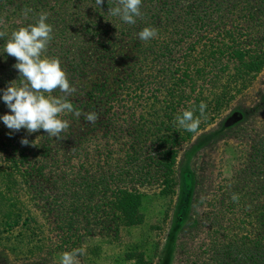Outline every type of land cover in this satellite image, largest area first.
Masks as SVG:
<instances>
[{
  "label": "trees",
  "instance_id": "obj_1",
  "mask_svg": "<svg viewBox=\"0 0 264 264\" xmlns=\"http://www.w3.org/2000/svg\"><path fill=\"white\" fill-rule=\"evenodd\" d=\"M234 1L143 0L142 16L136 24L126 25L107 13L116 0H104L100 9L95 0H0V32L5 33L0 38V49L13 29L47 12L48 22L53 25L47 55L60 59L76 86L74 104L82 112H96L102 118L101 128L105 126L102 137L106 144L102 145L94 139L99 136L87 137L94 130L84 133L80 124L83 117L72 114L63 117L70 121V127L59 139L47 136L42 129L34 133L23 128L12 131L0 122V173L7 174L3 180L9 190L18 185L14 176L20 170L51 175L54 185L66 189L59 205L63 213L59 227L63 231L59 234L62 244L73 247L82 237L79 214L84 202L90 203L87 206L94 219L98 218V226L103 223L99 215L102 206L107 205L108 215L103 218L113 226L110 235L114 238L120 228L142 223V187L161 180L166 190L180 150L228 107L234 78H242V88L239 83L234 88L243 93L249 87L244 85L247 78L252 80L264 68V25H260L257 36L255 14L235 13ZM243 2L244 6L251 3ZM27 9L30 11L26 16ZM146 26L155 28L157 35L147 42L140 41L136 34ZM15 62L7 54L0 56V89L18 79ZM216 68L214 79L210 75ZM233 71L227 87L222 89V76ZM208 79L209 89L205 91L202 86ZM146 91L151 92L148 100H153L154 107L166 97L172 123L156 121L136 128V134L126 135V117L140 119L137 104ZM192 99L194 104L189 106ZM201 101L207 108L198 130L193 133L176 127L175 117L185 108L200 116ZM115 107L122 109L119 118L110 116ZM8 111L0 101V114ZM110 119L117 120L121 127L122 134L113 136L112 143L122 147L120 157L110 150ZM144 129L152 150L156 147V157L151 156L154 151H143ZM25 137L30 141L28 145L21 144ZM153 137L156 139L152 141ZM246 144L242 168L234 171L236 175L229 185L221 186L201 219H194L188 226L192 234L180 245V263L264 264V135ZM92 145L94 154L87 152ZM233 193L239 195L236 202L231 199ZM99 195L101 201L95 204ZM17 218L6 223L19 224Z\"/></svg>",
  "mask_w": 264,
  "mask_h": 264
},
{
  "label": "rangeland",
  "instance_id": "obj_2",
  "mask_svg": "<svg viewBox=\"0 0 264 264\" xmlns=\"http://www.w3.org/2000/svg\"><path fill=\"white\" fill-rule=\"evenodd\" d=\"M243 1H234L237 6L234 11L240 15L255 14L257 26L254 28L258 36L257 30L262 27L260 25H264V0H249L251 3L247 6H244ZM246 9L250 12L246 13ZM261 43L264 44V38ZM217 69L210 75H214V79L218 75ZM233 73L234 71L222 76V89L227 87ZM209 81L210 79L206 80L202 86L205 91L209 89ZM242 81L240 77L234 78L228 94L234 93L227 99L230 101L228 107L221 111L212 124L197 131L191 143L180 150L168 188L164 189L165 185L161 180L142 187L140 212L144 220L138 225L120 228L116 238L110 235L114 233L113 226H110L108 219L103 218V215H108L107 205L102 206L99 215L102 216L103 223L98 226V218L94 219L87 206L90 203L84 202L82 213L79 214V232L82 237L73 247H67L68 245L62 244L59 236L63 232L62 228L59 230L63 217L59 205L66 189L59 187L60 184L54 185L51 175L41 176L29 171L23 173L19 169L20 173L14 176L18 185L11 186L10 191L3 180L7 174L1 172L0 264H59V257L63 252L76 248L85 250L84 255L79 257V264H182L178 252L182 250L180 245L186 241L185 237L192 234L188 231V226L194 219H201L210 200L222 190L221 186L229 185L231 182L228 181H232L236 175L234 171L242 168V156L247 154L246 143L251 142V138L264 135V68L252 80L247 78L244 85L249 87L243 93L234 88L238 83L242 88ZM150 95L151 92L146 91L142 101L137 104L140 119L123 115L127 119L124 127L127 129L126 135L136 134V128L141 125L150 126L156 121L163 124L171 122L166 97H162V102L154 107L153 100H148ZM188 103L192 106L194 99ZM121 110L115 107L110 116L119 118ZM101 123V117L93 124L80 120L85 134L94 130L87 137L99 136L94 139L105 145L106 140L102 137L105 126L102 129ZM120 128L117 120L110 119V150L115 157H120L118 152H123L122 147L112 145L115 140L113 136L121 133ZM145 136L144 129L143 151H154L151 156L156 157V147L152 150V143ZM155 139L153 137L152 141ZM55 144L56 142L53 143ZM138 148L137 146L136 150ZM93 149L92 145L87 152L94 154ZM141 160L144 161V158ZM3 196L6 199L3 200ZM100 198L99 195L93 202L97 204L101 201ZM14 204H17L16 207H13ZM20 206L22 208L19 213ZM4 214H7L5 219ZM16 216L20 217L17 218L20 220L19 224L6 223L8 220L14 222ZM72 243L73 240L70 244ZM66 247L68 249L65 250Z\"/></svg>",
  "mask_w": 264,
  "mask_h": 264
},
{
  "label": "clouds",
  "instance_id": "obj_3",
  "mask_svg": "<svg viewBox=\"0 0 264 264\" xmlns=\"http://www.w3.org/2000/svg\"><path fill=\"white\" fill-rule=\"evenodd\" d=\"M142 2L116 0L115 6L108 7L107 13L121 24L134 25L142 16ZM103 3L104 0H95V6L99 9ZM29 11L25 10L24 15L27 16ZM4 35V32H0V38ZM136 35L140 41L147 42L156 37L157 30L146 26ZM52 40L53 25L48 22V13L41 12L36 15L34 22L13 29L0 49V56L7 54L15 58L13 68L18 72V79L0 89V101L9 110L0 114V122L9 130L19 131L23 128L28 133H34L42 129L47 136L59 139L70 127V121L63 118L66 114L83 117L84 121L91 124L99 119L96 112H82L74 104L76 86L69 80L60 59L47 55ZM57 92L59 95L55 94ZM206 108V103L201 101L200 116L194 115L193 109H185L177 114L176 127L196 132ZM29 143L26 137L21 139V144ZM231 199L236 202L239 195L233 193ZM84 251L83 248H76L63 252L59 264H79V257L84 255Z\"/></svg>",
  "mask_w": 264,
  "mask_h": 264
}]
</instances>
